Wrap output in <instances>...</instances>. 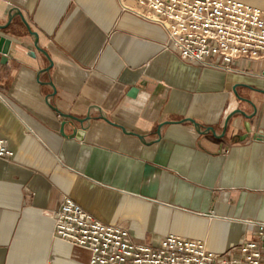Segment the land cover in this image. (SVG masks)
Wrapping results in <instances>:
<instances>
[{"label":"crops","instance_id":"crops-1","mask_svg":"<svg viewBox=\"0 0 264 264\" xmlns=\"http://www.w3.org/2000/svg\"><path fill=\"white\" fill-rule=\"evenodd\" d=\"M138 10V0H0L11 40L0 123L14 153L0 158V264L89 263L55 235L67 196L136 242L176 234L216 253L264 221V59L184 61Z\"/></svg>","mask_w":264,"mask_h":264},{"label":"built area","instance_id":"built-area-1","mask_svg":"<svg viewBox=\"0 0 264 264\" xmlns=\"http://www.w3.org/2000/svg\"><path fill=\"white\" fill-rule=\"evenodd\" d=\"M138 13L166 29L184 61L229 68L236 59H264V10L237 0H138ZM13 151L1 133L0 158ZM55 235L90 253L88 264H264V221L222 253L176 234L158 244L133 240L125 227L97 219L71 197L54 212Z\"/></svg>","mask_w":264,"mask_h":264},{"label":"water","instance_id":"water-1","mask_svg":"<svg viewBox=\"0 0 264 264\" xmlns=\"http://www.w3.org/2000/svg\"><path fill=\"white\" fill-rule=\"evenodd\" d=\"M21 16H23L22 14H20ZM23 18V17H22ZM24 20V19H23ZM27 24V23H26ZM28 25V24H27ZM0 28H3V27H0ZM28 28H29V26H28ZM29 31H30V33H32V34H34L35 36H37V33H35V32H33L30 28H29ZM10 45H11V40L10 39H7L6 37H4V36H2V35H0V52L3 54V55H6V54H8V52H9V47H10ZM40 49V48H39ZM241 111V109H236L233 113H232V115L234 114V113H237V112H240ZM72 120H74V121H77L78 123H84L85 121H87L90 117H85V118H82V119H79V118H73V117H70ZM70 136H76V138L77 139H79V140H82L83 138H84V135H85V131H84V129L83 128H80V129H75L74 127H73V129H71V131H70ZM248 136V134L247 135H244V136H241V139H245L246 137ZM263 239H264V237H263Z\"/></svg>","mask_w":264,"mask_h":264},{"label":"rangeland","instance_id":"rangeland-1","mask_svg":"<svg viewBox=\"0 0 264 264\" xmlns=\"http://www.w3.org/2000/svg\"><path fill=\"white\" fill-rule=\"evenodd\" d=\"M83 260H88V257H85V256H84Z\"/></svg>","mask_w":264,"mask_h":264}]
</instances>
